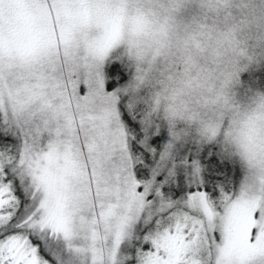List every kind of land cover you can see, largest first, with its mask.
<instances>
[{"label": "snow or ice", "instance_id": "snow-or-ice-1", "mask_svg": "<svg viewBox=\"0 0 264 264\" xmlns=\"http://www.w3.org/2000/svg\"><path fill=\"white\" fill-rule=\"evenodd\" d=\"M192 2L0 0V264H264V0Z\"/></svg>", "mask_w": 264, "mask_h": 264}, {"label": "clouds", "instance_id": "clouds-1", "mask_svg": "<svg viewBox=\"0 0 264 264\" xmlns=\"http://www.w3.org/2000/svg\"><path fill=\"white\" fill-rule=\"evenodd\" d=\"M259 2V0H256ZM195 7V12H192L190 16H185V19L189 24H191L192 16H197L203 19L207 16L209 22L213 19L214 14L208 10V8L201 9L199 0H193L192 3L188 5L189 10ZM234 39H241L239 36L234 37ZM213 40L215 38L213 37ZM243 43V41L241 40ZM252 41H249L251 44ZM211 88V86H209ZM233 89L230 87L229 91ZM161 105L165 106L168 104V100L161 95ZM207 111L214 113L219 116L223 115L222 131L225 130L228 124H231L234 129L241 127L248 123L249 119L256 122L258 128H264V89L256 88L253 89L252 93L247 97L242 95H237L234 97L235 103H230L227 109H224L223 102L213 103L215 99L214 96H207ZM223 110V111H222ZM233 149L236 150L235 144L232 145Z\"/></svg>", "mask_w": 264, "mask_h": 264}, {"label": "rangeland", "instance_id": "rangeland-1", "mask_svg": "<svg viewBox=\"0 0 264 264\" xmlns=\"http://www.w3.org/2000/svg\"><path fill=\"white\" fill-rule=\"evenodd\" d=\"M229 168L232 169V174L235 175L238 171V169L233 168L232 165H229Z\"/></svg>", "mask_w": 264, "mask_h": 264}]
</instances>
